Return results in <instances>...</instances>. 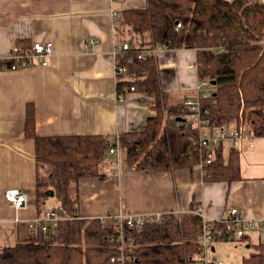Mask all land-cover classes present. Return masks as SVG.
<instances>
[{
  "label": "crops",
  "instance_id": "crops-1",
  "mask_svg": "<svg viewBox=\"0 0 264 264\" xmlns=\"http://www.w3.org/2000/svg\"><path fill=\"white\" fill-rule=\"evenodd\" d=\"M145 6L146 0H0V54L6 56L13 46L30 47L34 42L47 41L53 47L46 66L0 69V253L37 237L28 222L59 207L54 197L40 205L36 201L34 141L24 136L28 105L33 108L38 137L100 135L111 140L142 131L148 118L155 116L149 108L152 97L146 94L129 92L122 103L117 101L112 54L121 44L133 51L155 46L149 33L134 32L121 17L122 11ZM155 59L165 92L181 101L195 93L200 84L195 50L168 47ZM253 145L252 149L234 147L240 177L231 183L203 182L198 165L172 172L135 169L120 149L110 157L118 158V165L103 162V176L78 182V215H182L197 205L210 220H219L235 207L253 222L242 239L248 255L252 244H264V141L256 138ZM223 146L227 159L231 146ZM11 188L27 194L22 209L15 210L5 201L3 194Z\"/></svg>",
  "mask_w": 264,
  "mask_h": 264
},
{
  "label": "trees",
  "instance_id": "trees-1",
  "mask_svg": "<svg viewBox=\"0 0 264 264\" xmlns=\"http://www.w3.org/2000/svg\"><path fill=\"white\" fill-rule=\"evenodd\" d=\"M121 17L134 32L149 33L155 45L195 50L198 81L208 83L200 105L209 127L227 126L247 130L253 137L264 136L261 0H146L144 9L122 11ZM139 51L131 50L119 59L128 74L116 76V89L120 94L133 87L152 97L149 108L155 116L140 132L111 140L100 135L38 137L33 108L27 106L24 136L34 141L36 201L40 205L52 191L66 219L48 234L39 232L34 239L5 248L0 264H113L110 259L120 253L118 245L110 242L115 228L99 218L80 217L77 196L80 180L103 176V158L111 147L125 150L129 165L139 170L172 172L198 165V132L176 121L189 114L185 100L163 90L155 57L138 58ZM192 96L194 92L188 98ZM224 153L221 144L214 159L203 165V182L239 179L238 152L230 147L227 159ZM197 208L192 205L182 215L162 213L154 222L144 218L140 229L124 226V238L133 244L128 264H189L199 251L196 237L202 223ZM251 249L241 264H264V244H252Z\"/></svg>",
  "mask_w": 264,
  "mask_h": 264
},
{
  "label": "built area",
  "instance_id": "built-area-1",
  "mask_svg": "<svg viewBox=\"0 0 264 264\" xmlns=\"http://www.w3.org/2000/svg\"><path fill=\"white\" fill-rule=\"evenodd\" d=\"M176 28H181L180 24L176 25ZM167 46L155 45L153 48L147 50H141L138 52V58H143L145 55L156 56V54L163 52L167 49ZM128 44L117 45L113 48V56L115 58V74L127 75L128 71L125 66L119 65V59L126 53L131 51ZM53 54V47L50 42H34L27 49L13 46L8 55L4 56L0 54V68L6 67L5 70L16 71L32 65L46 66L50 55ZM208 85L207 82L198 84L195 88V96L187 98L183 102V106L188 109V116L183 118L184 121L180 124L190 125L198 132V137L195 142L200 158L198 166L202 169L203 165H208L215 157V152L219 145L228 143L231 147L246 146L248 149L254 147V140L258 137H253L249 131L244 129H237L227 126H215L209 127L207 120L203 116L201 111L200 98L206 97L207 93L202 91V88ZM123 92L117 94V101H123L124 96L129 92H134V88L130 87L122 90ZM264 141V136L259 137ZM121 148L117 146L111 147L108 154L103 158V161L109 163L111 166L118 165V158L112 159L111 156H117ZM3 197L10 206L19 210L24 207L28 200L27 194L18 189L11 188L4 192ZM196 213L201 218V231L196 237V241L199 245V251L193 254L189 258V264H222L221 262L210 261L208 254L211 251L212 243L219 240H232L238 239L247 234L252 228L253 222L245 219L240 214L239 210L235 207L229 210V216L227 218L219 220H210L203 207H198ZM179 215V214H177ZM162 213L156 214H125V213H108L104 218H99L104 222H109L115 228V235L110 238V242H114L120 249L119 255L113 256L110 262L113 264H128L132 260V257L128 252L130 247L133 246L132 240H126L123 234L124 226L135 227L140 229L144 218L150 222L160 220ZM66 219V216L59 210L45 211L42 216L35 218L31 222H28V227L31 232L37 235L39 232L42 234H48L57 228L60 221ZM213 221L216 224H212ZM210 222V223H209Z\"/></svg>",
  "mask_w": 264,
  "mask_h": 264
},
{
  "label": "rangeland",
  "instance_id": "rangeland-1",
  "mask_svg": "<svg viewBox=\"0 0 264 264\" xmlns=\"http://www.w3.org/2000/svg\"><path fill=\"white\" fill-rule=\"evenodd\" d=\"M161 76V75H160ZM162 84V82H161ZM194 97V96H192ZM226 154L224 153V156ZM105 224H110L105 222ZM215 248L214 252L208 254L210 261L221 262L222 264H241L242 257L246 256L248 249H246V241H235V242H225L219 240L212 243Z\"/></svg>",
  "mask_w": 264,
  "mask_h": 264
},
{
  "label": "water",
  "instance_id": "water-1",
  "mask_svg": "<svg viewBox=\"0 0 264 264\" xmlns=\"http://www.w3.org/2000/svg\"><path fill=\"white\" fill-rule=\"evenodd\" d=\"M176 121L177 122H182V121H184V119H182V118H176ZM49 197H53L54 196V193L51 191V192H49Z\"/></svg>",
  "mask_w": 264,
  "mask_h": 264
}]
</instances>
